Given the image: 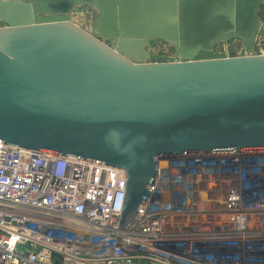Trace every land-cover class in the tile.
I'll list each match as a JSON object with an SVG mask.
<instances>
[{"label": "water", "instance_id": "95a60500", "mask_svg": "<svg viewBox=\"0 0 264 264\" xmlns=\"http://www.w3.org/2000/svg\"><path fill=\"white\" fill-rule=\"evenodd\" d=\"M85 6L100 14L91 32L72 15ZM263 7L0 0V143L124 168L123 229L163 157L264 152ZM233 40L239 54L220 50Z\"/></svg>", "mask_w": 264, "mask_h": 264}, {"label": "built area", "instance_id": "2783aa9c", "mask_svg": "<svg viewBox=\"0 0 264 264\" xmlns=\"http://www.w3.org/2000/svg\"><path fill=\"white\" fill-rule=\"evenodd\" d=\"M127 179L0 143V264H264V152L163 157L121 229Z\"/></svg>", "mask_w": 264, "mask_h": 264}, {"label": "rangeland", "instance_id": "374dc122", "mask_svg": "<svg viewBox=\"0 0 264 264\" xmlns=\"http://www.w3.org/2000/svg\"><path fill=\"white\" fill-rule=\"evenodd\" d=\"M30 1H40V0H30ZM73 19L75 21L76 24H78L80 27H82L84 30L87 31H92L94 29V25L96 20L99 19L100 14L98 12L97 9L93 8V7H81V8H76L73 11ZM260 17H261V21L264 24V7L261 9L260 11ZM5 25H2V27H4ZM224 46V44H222L220 47ZM226 47H229L228 50H233L235 52V49H240V42L239 40H233L231 42H228L227 45H225ZM264 47V43L262 45H260V48ZM259 49V48H258ZM149 50V48L147 49ZM154 50L153 52L155 53V55H159L161 57H174L175 53L174 50L166 44H161L158 45L157 47L151 49ZM238 50H236L238 52ZM264 51V48H263Z\"/></svg>", "mask_w": 264, "mask_h": 264}, {"label": "flooded vegetation", "instance_id": "af4514ba", "mask_svg": "<svg viewBox=\"0 0 264 264\" xmlns=\"http://www.w3.org/2000/svg\"><path fill=\"white\" fill-rule=\"evenodd\" d=\"M228 48H229V47L222 46V47H220V50H221V51H224L225 53H227V54L230 55V56L237 55V54L240 53V52H237V51H236L237 49H235V52H234L233 50H228ZM239 50H240V49H239ZM157 55H158V54H157Z\"/></svg>", "mask_w": 264, "mask_h": 264}]
</instances>
